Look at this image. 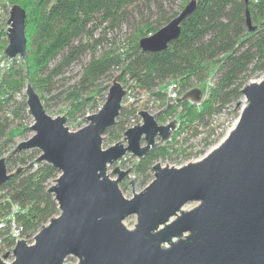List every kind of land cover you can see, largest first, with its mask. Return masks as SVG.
<instances>
[{"label": "water", "instance_id": "obj_1", "mask_svg": "<svg viewBox=\"0 0 264 264\" xmlns=\"http://www.w3.org/2000/svg\"><path fill=\"white\" fill-rule=\"evenodd\" d=\"M191 0L167 25L139 41L146 52H158L176 39L181 22L194 10ZM26 10H9L8 45L4 55L20 57L28 68ZM247 24L252 29L247 13ZM27 113L34 123L31 138L21 141L0 158V186L27 166L46 162L59 176L48 185L60 214L34 236V243L19 239L14 260L0 264H264V78L243 89L245 106L237 125L225 139L195 162L181 167L152 166L153 180L140 193L126 198L120 188L131 172L118 166L112 179L108 167L127 153L137 160L171 141L179 120L160 124L156 114L137 113L142 122L103 149V134L115 126L124 108L123 72L114 76L106 101L98 113L84 116L88 124L71 131L67 115L51 116L26 71ZM193 88L176 100H202ZM172 105L173 103H169ZM40 154L27 166L9 171L7 160L24 150ZM135 177L130 183L134 192ZM195 203L190 209L185 207ZM137 216L134 229L124 221Z\"/></svg>", "mask_w": 264, "mask_h": 264}, {"label": "trees", "instance_id": "obj_2", "mask_svg": "<svg viewBox=\"0 0 264 264\" xmlns=\"http://www.w3.org/2000/svg\"><path fill=\"white\" fill-rule=\"evenodd\" d=\"M190 1L184 0L181 6ZM195 1L194 10L181 22L179 36L164 50L146 52L139 41L179 15L174 10L176 0H0L6 15L14 4L26 10L28 43V68L22 59L14 60L0 75V154H7L14 138L29 130L24 125L30 117L26 96L19 97L26 88L27 70L47 109L44 93H51L55 79L81 62L82 70L71 94L74 103L68 112L72 117L95 100L102 88H108H98L99 82L114 77L113 71L118 69L123 72L121 81L130 84L136 94L145 91L161 100L166 108L157 117L159 123L181 109L180 126L172 141L134 164L136 176L146 185L153 178L152 166L171 155L169 149L177 135H188L184 142H189L202 131L211 130L218 115L244 98L242 89L253 76L264 72V0ZM6 19L0 24V49L8 43ZM125 27L128 34L121 42ZM211 77L214 83L208 87ZM170 80L180 84V94L207 86L208 96L200 104L187 99L169 105L166 88ZM133 114L132 108L124 106L114 127L125 130ZM179 148L172 153L186 150ZM39 154L37 149L20 152L7 160L8 170L27 166ZM59 174L55 167L41 162L27 166L0 186V220L7 221L0 252L15 245L10 222L21 227L20 237L32 240L60 214L57 201L48 192V185Z\"/></svg>", "mask_w": 264, "mask_h": 264}, {"label": "rangeland", "instance_id": "obj_3", "mask_svg": "<svg viewBox=\"0 0 264 264\" xmlns=\"http://www.w3.org/2000/svg\"><path fill=\"white\" fill-rule=\"evenodd\" d=\"M183 1L184 0H176V4L174 6L175 11H177V12L182 11L183 7L181 5H182ZM126 33L128 34V28L125 27L123 29L122 34H121L122 36L120 37L121 42H123ZM7 45H8V43L6 45H3V48L0 50L4 51L5 48L7 47ZM87 59H88V57L85 59V61ZM81 70H82L81 62L73 64L62 76H59L58 78L55 79L57 82L54 86L53 91L51 93L50 92L44 93V96H45L44 102L47 106V109H46L47 112L53 117L62 116L64 114L67 115L68 120H67L66 126L71 131H77V130L85 127L88 124V121L85 120L86 118H84V116H89V115H92V114L99 112V110L102 108V106L104 105V103L106 101L107 94L109 91V87L111 85V81L114 78V77H112V78L105 77V78L101 79V81L99 82L100 86L98 88L107 87V86H108V88H105V89L102 88L100 93L97 94L95 100L90 101L89 105L86 108H84L83 110L74 114V116L71 117L68 114V112L71 111V108H72L73 103H74V100L72 99V95H71L74 92L73 84L78 80L79 74L81 73ZM119 73H121V72L118 69L113 71L114 76L119 74ZM263 78H264V72H259L255 76H253V78L249 81V83L250 82H260ZM121 83H122V81H121ZM24 95L26 96L25 90L22 91V95H19V97L22 98V96H24ZM123 103H125V102H123ZM244 106H245V99L243 98L240 102L235 103V104L231 105V107L228 108L225 115H226V118L230 121L229 128L227 129V131L222 136H220V138L212 146V148H215L217 145H219L225 139V137L229 134L230 130L234 129V127L237 125V122L239 120V117L242 113ZM164 108L165 107H163V109ZM180 113H181V109H178V111L176 113H174V116H175L174 119H178ZM134 114H135V110H134ZM168 117L169 116H167L166 120L160 124H165L167 122ZM174 119L170 120L168 123H170ZM33 123H34V120L30 116L24 122V125L29 127V130H27L24 133L18 134L14 138L13 142L9 145L11 147V150L14 149L21 141L27 140V139L31 138L32 136H34L35 132L31 129V126ZM125 131H126V129L121 131V129H119V128H116L114 126L111 127V130L109 132H107V133L105 132L103 134V143H102L103 149H107V148L111 147L112 145H114L118 142H122L126 145L127 142L124 139V134H123ZM175 133L176 132H174V134ZM117 136H119V137H117ZM186 136H188V135L182 134L180 136L179 141L181 143H184V144L193 141L194 138L192 137L189 142H184V138H186ZM212 148H210V149H212ZM170 152H171V155H167L166 157L161 158L160 161H158L161 163L162 166H167V164H168V166L174 165V167H181V166L188 164L189 162H192V161H189V160H191V157H189V158L182 157L181 158L178 156V154L172 153L171 150H170ZM188 154H190V153H188ZM5 155H6V153L0 154V158H2ZM136 161H137V158L133 157L131 155V156H128L126 160L121 159L118 162H116L115 164L110 165L108 167V174L110 175V177L112 179L117 178V175L113 174V170L115 169L116 166H118V164L122 170H128L131 167L130 168L131 172L129 173V175L122 182H120V188H121V190H122V192L126 198H132L134 196V193H140L141 191H143L146 188V186L154 178V172H153V178L151 180H149V182L146 185H142L141 184V178H138L136 176L134 169H133ZM133 176L135 177L134 192H133V185H132V183H130L133 179ZM53 183H54V181L50 182V184H53ZM195 205H196L195 203H190L185 208L190 209V208L194 207ZM136 223H137V216L136 215H132L124 221V224L129 229H134ZM23 239H25V238H23ZM25 240H27V242L29 244L34 243V237L32 238V240H28V239H25ZM14 246H13V248H14ZM13 248L10 250L6 249V250L0 252V259L4 260L7 263L13 262V260H14V256L12 254ZM77 262H78L77 258L70 257L65 262V264H76Z\"/></svg>", "mask_w": 264, "mask_h": 264}, {"label": "built area", "instance_id": "obj_4", "mask_svg": "<svg viewBox=\"0 0 264 264\" xmlns=\"http://www.w3.org/2000/svg\"><path fill=\"white\" fill-rule=\"evenodd\" d=\"M9 10H10V8H9ZM4 19H6V25L4 28L6 29V32H7V27H8L7 22L9 19V12L6 15L4 8L0 7V24ZM14 60H17V62H20L21 58L17 57L14 59H9L8 57H6L4 55V51L0 50V75L4 74L11 67ZM213 83H214V79H213V77H211L207 82V86L208 87L212 86ZM122 85L126 90V95H125L124 101H123V102H125L124 106H127L129 108L131 107L133 110H135V114L130 117L128 123L125 126L126 130L130 127L135 126L139 122L140 123L142 122L141 117L137 113L138 111L146 110L150 114H155V113H157L163 109V107L161 105L162 102L156 95L149 94L148 92H145V91H141L139 94H136L135 91L133 90V87L130 84L126 85L122 82ZM207 86L205 88H202L203 96H202V100L200 102H202L208 96L209 88ZM195 88H198V86ZM183 94H180V84L177 81L170 80L168 82V85L166 88L167 103H168V101H169V103H173V104L176 103L178 101V100H176V97L180 98V97H182ZM200 102H195V103L200 104ZM225 113L218 115V119L214 121L211 130H209L208 132L202 131L201 134L196 136L193 139V141H191L189 143L182 144L179 141L180 136L182 134H184V133H180L179 135L176 136L177 141H175L173 147H171L169 150L173 151L175 148L178 149L180 147L179 149L183 148L186 150H185V152H182L183 150L179 151L178 152L179 157H181V158L182 157H185V158L191 157V160H189V161H192V162L200 160L202 157H204L206 155V153L208 151L213 149L212 146L216 143L215 141H217L220 138V136H222L227 131V129L229 128L230 121L226 118ZM174 117H175L174 115H169L166 123H168L170 120L174 119ZM179 126H180V121H179ZM172 139H173V137H172ZM172 139H171V141H172ZM213 142H215V143L211 144ZM210 148H212V149H210ZM188 153H190V154H188ZM128 156H131V154L127 153L122 158V160H126ZM6 224H7V221L5 219L0 220V246L2 245V231L6 227ZM10 226H11V231L14 233V235L16 237V242L19 239H23L22 237H20L21 227H19L14 222H10ZM16 242H15V244H16Z\"/></svg>", "mask_w": 264, "mask_h": 264}, {"label": "bare ground", "instance_id": "obj_5", "mask_svg": "<svg viewBox=\"0 0 264 264\" xmlns=\"http://www.w3.org/2000/svg\"><path fill=\"white\" fill-rule=\"evenodd\" d=\"M131 108V107H130Z\"/></svg>", "mask_w": 264, "mask_h": 264}]
</instances>
